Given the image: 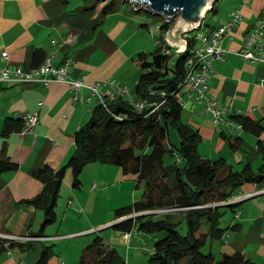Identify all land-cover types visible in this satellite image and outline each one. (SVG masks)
Segmentation results:
<instances>
[{"label": "crops", "instance_id": "crops-1", "mask_svg": "<svg viewBox=\"0 0 264 264\" xmlns=\"http://www.w3.org/2000/svg\"><path fill=\"white\" fill-rule=\"evenodd\" d=\"M220 1L215 3L218 11L214 14L220 11L217 4ZM231 1L227 16L212 25L224 24L237 9L241 10L243 17L233 36L224 39L227 51L223 59L216 60L213 64L208 92L232 112L264 121V64L251 63L238 53L256 19L264 17V0ZM93 5L95 2L84 0H0V68L5 65V51L9 53L12 66H20L26 71L43 64L47 59L58 66L66 57H72L71 76L84 77L89 84H98L102 94L117 93L122 85L133 88L141 74L137 55L148 50L145 39L150 23L148 20L142 21V16L137 15V9L128 1L122 2L119 11L105 17L99 16L102 4L91 9ZM70 32L77 34L76 42L72 45H60ZM172 42L176 46L184 44ZM78 95L79 100H74L68 85L61 82L48 85L0 82V150L19 165L17 170L0 174V235L7 238L27 237L26 235L41 237L30 239L33 245L28 250L16 245L0 251V264H36L44 247L50 245L42 241L81 232L49 235L48 229L42 236L37 232H18L22 220L40 217L41 209L23 203L41 193L44 187L33 172L45 165L59 168L69 161L76 147V132L90 119L93 109L99 104L98 96L93 95L89 87L80 90ZM186 98L183 119L201 133L199 152L208 159L223 157L238 169H242L245 163H250L252 169L258 171L263 163L258 145L260 140H264V131L256 135L244 129L226 130L229 135L226 138L217 130L211 116L204 112L205 104L192 103ZM25 113L39 114L40 120L34 132L3 135L6 121L17 119ZM239 134L243 143L241 148L234 151L231 149L230 139L233 140ZM97 163L91 168L95 169V179L98 177L96 171L102 172L104 169L96 166ZM131 177L135 178L134 175H124L126 179ZM98 189V184L94 182L91 191ZM243 199L245 200L241 201ZM232 200L239 202L237 209L241 214L236 218L235 211L230 210L232 215L227 218L228 227L238 225L239 229H230L225 238L219 242H211L210 251L217 258L224 253L241 252L255 264H264V186L247 183ZM72 204L73 201L70 200L69 205ZM65 217L64 221L69 215ZM109 222L111 221L100 225L105 226ZM84 230L89 231L91 228ZM137 233L136 240L144 241V246L148 247L145 238L139 236L138 231ZM105 240L116 248H139L133 245L134 229L129 233L115 231ZM19 241L23 243L28 239ZM153 246L154 242L150 244L151 253ZM55 256L57 255L51 258V264L79 262H69V254L64 255L63 251L61 255Z\"/></svg>", "mask_w": 264, "mask_h": 264}, {"label": "trees", "instance_id": "trees-1", "mask_svg": "<svg viewBox=\"0 0 264 264\" xmlns=\"http://www.w3.org/2000/svg\"><path fill=\"white\" fill-rule=\"evenodd\" d=\"M84 1L95 2L91 9L102 4L99 16L105 17L119 11L124 0ZM217 11L215 6L213 12ZM172 23L164 19L158 37L163 31L166 36ZM165 36L154 51L137 55L141 74L130 89V96L117 92L115 98L107 97L106 105L99 102L93 109L90 119L76 132V147L69 161L59 168L45 165L33 172L44 187L41 193L23 203L43 211L39 232L42 236L46 227L57 220L56 208L68 169L72 170L74 186L79 188L82 173L89 164L117 165L125 175L135 176L138 187L143 183L144 191L133 204L116 210V219H125L112 228L124 233L137 229L154 235L151 264H255L241 252L224 253L217 258L212 251L204 252L203 248L209 242L225 238L228 230L239 229L238 225L224 229L220 224L228 210L238 211L239 202L232 199L240 194L242 187L247 183L264 186V140L258 145L263 157L258 171H254L250 163L238 169L223 157L208 159L199 152L201 133L184 121V107L177 98L189 71L187 60L194 42L189 40L177 62L167 65L176 50ZM140 101L145 102L143 109L137 106ZM159 103L162 105L157 106ZM229 118L256 135L264 131L263 120L236 112H231ZM23 127L22 116L8 119L3 135L20 132ZM172 128L178 132L179 144L171 140ZM221 134L229 137L226 130ZM242 143L241 134L230 139L234 151L241 148ZM17 169L19 165L0 150V174ZM134 213L139 215L129 217ZM179 214L186 221V234L178 229L182 223L176 219ZM156 215L162 216L157 218ZM16 245L28 250L33 243L29 240L21 243L0 235V251ZM54 254L52 245L45 246L36 264H51ZM78 264H127V260L118 248L97 235L85 248Z\"/></svg>", "mask_w": 264, "mask_h": 264}, {"label": "rangeland", "instance_id": "rangeland-1", "mask_svg": "<svg viewBox=\"0 0 264 264\" xmlns=\"http://www.w3.org/2000/svg\"><path fill=\"white\" fill-rule=\"evenodd\" d=\"M231 2V0H221L219 3H217L220 8L219 13L214 14V12L211 11L202 27L205 28L207 24H213L214 22H218L219 20L223 19V17H226L228 11L230 10ZM136 11L138 16H142V21L148 20L150 23L151 30L149 28L146 29L147 36L145 39V45H147L146 49L153 51L157 46V37L159 33L157 24L163 22L165 17L149 12L144 8H140ZM164 36L165 32L163 31L161 32L160 39L164 40ZM178 57L171 60L172 65L177 62ZM170 137L173 143H180V137L176 129H171ZM98 163L96 166L104 168L102 172H99L96 169L98 177L95 179L93 178L95 177L93 175L95 169H91L95 163L86 167L82 173V185L79 188L74 186L72 170L68 169L61 187L60 197L56 208L57 220L55 223L47 226L45 229V231L49 229L47 231L49 235H63L66 233L81 231L73 236L62 237L50 241H42L44 244H50L53 246L55 253L54 255L59 256L61 255L62 251L64 255L69 254V262H73V260L76 262L77 260L79 261L85 248L92 243L97 235H101L104 239H107L113 235L116 231L114 228H112V224H114L117 220L116 210L120 207L133 204L135 201L141 198L144 191L143 183L138 187V182L135 178H124L125 174L123 175L124 172L120 166L103 165L102 163ZM94 182L98 184L99 189L97 191H91V186ZM70 200L73 201L72 205H69ZM25 205L28 206L27 203ZM156 212L164 213L162 210H156ZM65 215H69V217L64 221L66 218ZM231 215L232 213L230 210L225 213L221 219V228H228L229 222L227 218ZM161 216L162 215H156L155 217L160 218ZM43 219L44 213L40 210V217H30L22 220L18 232L23 230V233H39ZM176 219L182 221V223L178 226V229L181 231V233L186 234L187 227L186 221L183 219V215H176ZM108 220L111 222H109L107 225H100L102 222ZM89 228H91V230H84ZM137 231V229H134L133 245H137L139 247L138 249H128L122 246L117 248L126 256L125 258L127 260V264H150L149 260L151 256V250L149 248L150 244L154 242V235L138 231L139 236L145 238V241L148 242V247H145L144 241L136 240V236L138 234ZM217 241L219 242V240ZM210 245V242L207 243V245H205L203 248V251L210 252ZM142 246L144 248H142Z\"/></svg>", "mask_w": 264, "mask_h": 264}, {"label": "built area", "instance_id": "built-area-1", "mask_svg": "<svg viewBox=\"0 0 264 264\" xmlns=\"http://www.w3.org/2000/svg\"><path fill=\"white\" fill-rule=\"evenodd\" d=\"M241 10H234L231 13V18L221 25L207 26L200 28L197 31L188 33L189 40L194 42L191 49V56L187 60L189 68L187 77L183 84V89L178 93L177 98L180 104L185 107L187 105V98L192 103L205 104L204 112L211 116L217 130H243V125L235 122L229 118L232 112L227 106H224L215 96L208 92L209 78L213 69V64L216 60L223 59L226 53L224 48V39L232 37L237 25L242 20ZM166 21H171L165 18ZM160 29V23L157 24ZM159 34V33H158ZM77 40L75 32L68 33L60 45H72ZM173 49L185 51L188 47V42L181 46H176L167 37L165 39ZM55 41V40H53ZM161 43L160 37H157V44ZM165 50V49H164ZM170 52L169 49L166 50ZM245 60L254 64H264V17L259 16L245 37L243 47L238 52ZM3 60L5 65L0 68V82L7 83H24V84H44L48 85L52 82H61L68 85L73 94L74 100H79V91L83 88L89 87L93 91V95L98 96L99 102L106 105V99L115 98L116 94L104 95L99 90V85L89 84L84 77L75 78L70 74V67L73 64L72 57H66L61 64L54 66L51 59H47L43 64L26 71L20 66H12L9 61V53H3ZM130 96V88L128 85L120 86L119 92ZM92 99V98H91ZM89 99V101H91ZM159 103L157 106H161ZM137 106L141 109L145 107V102L140 101ZM24 127L20 131L22 134L34 132L35 126L40 120L39 114L25 113L22 114ZM96 187V184L93 185ZM241 214V211L236 212V218ZM126 236H128L126 234ZM41 237H23L12 236V239H35Z\"/></svg>", "mask_w": 264, "mask_h": 264}, {"label": "water", "instance_id": "water-1", "mask_svg": "<svg viewBox=\"0 0 264 264\" xmlns=\"http://www.w3.org/2000/svg\"><path fill=\"white\" fill-rule=\"evenodd\" d=\"M130 2L134 8H144L149 12L162 15L173 22L166 36L170 41L187 43L186 34L200 29L208 16L213 11L215 3L219 0H124ZM182 50H176L168 58L171 60L182 54ZM245 199L241 200L244 201ZM134 214L129 217H135ZM124 218L117 219L115 223ZM114 223V224H115ZM113 225V224H112Z\"/></svg>", "mask_w": 264, "mask_h": 264}]
</instances>
